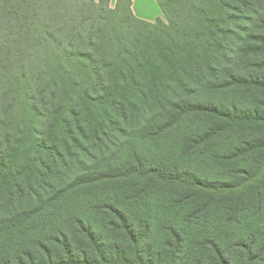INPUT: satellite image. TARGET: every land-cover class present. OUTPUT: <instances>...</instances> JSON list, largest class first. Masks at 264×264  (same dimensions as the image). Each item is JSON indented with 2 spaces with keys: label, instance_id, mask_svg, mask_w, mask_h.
<instances>
[{
  "label": "trees",
  "instance_id": "obj_1",
  "mask_svg": "<svg viewBox=\"0 0 264 264\" xmlns=\"http://www.w3.org/2000/svg\"><path fill=\"white\" fill-rule=\"evenodd\" d=\"M0 0V264H264V0Z\"/></svg>",
  "mask_w": 264,
  "mask_h": 264
},
{
  "label": "crops",
  "instance_id": "obj_2",
  "mask_svg": "<svg viewBox=\"0 0 264 264\" xmlns=\"http://www.w3.org/2000/svg\"><path fill=\"white\" fill-rule=\"evenodd\" d=\"M116 1L112 0V4H116ZM132 11L138 19L147 22L165 19L164 13L156 0H133Z\"/></svg>",
  "mask_w": 264,
  "mask_h": 264
},
{
  "label": "rangeland",
  "instance_id": "obj_3",
  "mask_svg": "<svg viewBox=\"0 0 264 264\" xmlns=\"http://www.w3.org/2000/svg\"><path fill=\"white\" fill-rule=\"evenodd\" d=\"M112 6L115 7V3H113ZM164 22H167L166 18L164 19Z\"/></svg>",
  "mask_w": 264,
  "mask_h": 264
}]
</instances>
